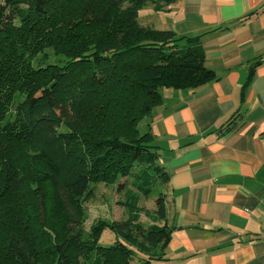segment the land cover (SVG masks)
Segmentation results:
<instances>
[{
	"label": "trees",
	"instance_id": "16d2710c",
	"mask_svg": "<svg viewBox=\"0 0 264 264\" xmlns=\"http://www.w3.org/2000/svg\"><path fill=\"white\" fill-rule=\"evenodd\" d=\"M177 1L0 0V264L165 259L175 227L163 192L147 228L101 220L87 233L82 221L93 184L127 177L119 189L127 213L139 218L142 195L169 180L144 120L162 104L164 88L218 79L201 35L139 23L149 2L162 12ZM48 50L62 62L35 65ZM236 116L215 131L234 129ZM109 234L115 240L103 244Z\"/></svg>",
	"mask_w": 264,
	"mask_h": 264
},
{
	"label": "crops",
	"instance_id": "0c3cea01",
	"mask_svg": "<svg viewBox=\"0 0 264 264\" xmlns=\"http://www.w3.org/2000/svg\"><path fill=\"white\" fill-rule=\"evenodd\" d=\"M163 30L201 35L218 76L197 89L162 90L144 120L169 172L175 227L156 264H264V0H178ZM159 29V27H158ZM237 113L236 127L215 131Z\"/></svg>",
	"mask_w": 264,
	"mask_h": 264
},
{
	"label": "rangeland",
	"instance_id": "374dc122",
	"mask_svg": "<svg viewBox=\"0 0 264 264\" xmlns=\"http://www.w3.org/2000/svg\"><path fill=\"white\" fill-rule=\"evenodd\" d=\"M168 14L155 11L154 4L149 2L145 5L139 13V23L143 26H149L155 29H162V18L168 19ZM49 58L45 59L42 54L37 55L34 60L35 65H45L52 62H62L60 58L63 56H57L53 51L48 50ZM45 59V60H44ZM23 96L18 97V101L22 100ZM15 109H13L14 111ZM16 112H10L8 116L14 117ZM65 129V128H63ZM131 182V177L120 178L117 183L108 185L105 183L93 184V195L84 203V217L82 221V228L88 233L91 232L95 223L101 220L127 222L133 224L135 227L143 225L149 227L153 222V216L156 212V198L161 192H164V186L162 184L155 185L151 195H142L140 201L139 218H133L134 215L128 214L124 206L125 191L121 189L124 184ZM119 184L122 187L119 189ZM107 233V232H106ZM111 235V236H110ZM105 236V235H104ZM107 237H102L101 242L108 244L109 241L115 240L114 235L109 234ZM110 236V239H109ZM137 258H135V261ZM151 264H156L154 261Z\"/></svg>",
	"mask_w": 264,
	"mask_h": 264
},
{
	"label": "built area",
	"instance_id": "2783aa9c",
	"mask_svg": "<svg viewBox=\"0 0 264 264\" xmlns=\"http://www.w3.org/2000/svg\"><path fill=\"white\" fill-rule=\"evenodd\" d=\"M260 239L264 241V229L260 233Z\"/></svg>",
	"mask_w": 264,
	"mask_h": 264
}]
</instances>
